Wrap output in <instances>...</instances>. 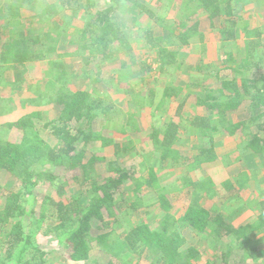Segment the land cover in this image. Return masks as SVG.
Returning a JSON list of instances; mask_svg holds the SVG:
<instances>
[{"label": "trees", "instance_id": "16d2710c", "mask_svg": "<svg viewBox=\"0 0 264 264\" xmlns=\"http://www.w3.org/2000/svg\"><path fill=\"white\" fill-rule=\"evenodd\" d=\"M155 5L107 0L91 12L94 0H0V91L12 93L0 98L33 107L0 124V264H47L41 232L73 262L264 264V166L251 180L255 157L264 165V17L254 9L264 0ZM194 44L204 58L191 56ZM210 44L221 58H205ZM66 51L83 75L98 72L91 89L49 62ZM228 137L255 169L218 183L227 150L217 141ZM210 164L215 175L197 180L193 170ZM169 175L173 193L191 194L181 217L161 182ZM186 233L198 241L185 247Z\"/></svg>", "mask_w": 264, "mask_h": 264}, {"label": "rangeland", "instance_id": "374dc122", "mask_svg": "<svg viewBox=\"0 0 264 264\" xmlns=\"http://www.w3.org/2000/svg\"><path fill=\"white\" fill-rule=\"evenodd\" d=\"M148 1H149V4L150 5L153 3L154 6L157 7L155 5V1L156 0H152V1L148 0ZM94 2L96 3V6L94 8H92V9H90L91 12H94L95 11L93 9H99L102 6V4H104V3L106 4L107 3V0H94ZM68 13L71 14L70 12H68ZM81 14H79V15H81ZM126 17L129 20V15H126ZM24 18H25V20H27L28 19V15L25 14L24 15ZM77 21H79V22H77ZM77 21L76 22L78 24H80V22L82 23V20H80V16L77 17ZM138 39L140 40L139 37H138ZM141 40H143L142 37H141ZM216 46L217 45H215V46H212V44L209 45L208 52H207V54H205V56H206L205 58L206 59H212L213 55H215L217 57H220L221 54L218 55V53L215 51ZM190 49H191V54H192L191 56L192 57H195L196 59H197L198 56H199V59L204 58L202 56V54H201V46L199 44H194L192 46V48H190ZM60 55H62V54H59L58 53V55L53 56L51 58V60H49V62L50 61H54V62L64 63L65 64V67H66V70H67L68 73L72 74L73 77L77 81L79 79L84 78L83 81L86 82V83H88V84L85 83V85H86L85 86V89H91L93 86H92V84L89 83V81L91 79H93V80L98 79L99 78L98 72H94L92 70H89L87 73H85L83 75L82 72H81V70H79V67H78L79 66V64H78L79 60L78 59L72 58L71 57V54L70 53L68 54V51H66V53H65V55H67L66 57H63V56L59 57ZM49 62H46L44 64H40V66L42 67V72H41V70H38L36 68V71H37L38 74L35 76V78L38 79V81L41 83L40 85H45L47 83V80H48L47 79L48 77H46L47 76V73H48V75L51 74V69H49L50 68ZM35 65H37V64H35ZM154 67H156V66H154ZM89 68H91V67H89ZM46 70H47V72H46ZM29 74H33V73H29ZM40 76H42V78H37V77H40ZM19 79H20V77H19ZM211 82L212 81L208 82L207 85L211 84ZM154 88H156V90H158V89L161 88V85L160 84L154 85ZM6 94H9L10 95L12 93L9 92V91L8 92H2V91H0V97L1 96H4ZM15 97H17V96H15ZM121 98L122 97H120L118 95L117 96H113V99L114 100H117V101H122ZM2 101H4L2 103V105H4V104L6 105L5 108H8L9 106H11L10 105L11 102L10 103L7 102L8 101V98H6V99L4 98V100H2ZM189 103L191 104V102H188V104H187L188 107L187 108H189L193 113L196 110L197 113L203 114V112H201V108L200 109L199 108L198 109H195V108H193V106H190ZM47 137H48V139L51 140V142H53V143L56 142V139L50 138V136H47ZM233 141H234L233 139H231L229 137L227 138V142L232 143ZM217 142H218L217 143V147H218L221 144L220 142H222V143L225 142V139L224 140H218ZM136 144L138 145V143H136ZM197 144H198V142H196L195 139H192V141L190 142V146L192 147V149H195L193 146H195ZM98 149H100L98 145H93V146L88 147V151H90V152H94V151H96ZM144 149H145V152L146 153L149 151V147H146L145 146ZM192 149H190V150H192ZM190 150L187 149V148H183L182 149V152L183 153H185V152L188 153ZM227 151H230V152L229 153L227 152V154H225V153L221 154V160L216 163L217 166L220 165L219 162L222 163L223 164V169H224V172L223 173H218L217 174V177H216V180L215 181L216 182L218 181V183L223 182L224 180H226L229 177V175L234 171V169L239 165L238 162H236L237 164L234 163L235 162L234 159H235L237 153L235 151H233V149L231 147H229V150H227ZM241 151H243V150H240L239 152H241ZM241 153H243V155H245V152L244 151L241 152ZM226 155H228V157H225ZM248 157H250V156L244 157L245 158V164L243 165V168L244 169H247V170L248 169L249 170L254 169L255 163H254V161H252V160L250 161L249 159H247ZM224 159H227V160H224ZM259 162L262 163V160H260ZM211 167L214 168L215 165H213V164L211 165L210 164V165H202L201 167H198L197 166V168L195 170H193L194 176L197 178V180H199V179H203V178L207 177L208 175L213 174L214 170ZM262 169L259 166V168L256 170V173L257 174H260V172H261ZM261 174H264V172H262ZM261 174H260V176H261ZM182 175L184 177L185 175H187V173L182 172ZM214 175H215V173L213 174V176ZM175 176L176 175H169L166 178L162 179L161 182H162L163 187L168 190V197L172 201V205H173V208H172L173 213L175 214L176 217H178V216L181 217V216L184 215V213L186 211L187 204H188L187 202H188L189 198L191 197V194L189 192H184L182 194H175L176 192L173 193V191H172L173 187L171 185H175V186L180 185V183H178V181H177L178 178H176ZM6 181H8V178L6 177V175L3 174V173H0V182H1L0 185H3V183H5ZM182 181H181V183H182ZM12 187H13V189H16L18 187V185L14 183V185ZM154 197H156L155 192L148 193L147 196H146L147 202L149 200H150V202H152V199ZM224 205H225V207H222V208L223 209H226V204H224ZM243 206L244 205L240 203V204H237L235 207H231L232 212H234V211L235 212H242L241 209L243 208ZM156 211L157 210H153L152 209V215H151V217L152 218L155 217V218L158 219V218H160V215ZM171 213H172V211H171ZM251 215H253V214L250 213L248 216L250 217ZM132 217L134 218L135 216L133 215ZM240 219H246V218L245 217H241ZM187 234L188 233L185 234V236L188 238V239L186 238L187 239L186 240L187 241V244L185 245V247H187V246L189 247L191 244L193 245V243H195V242L198 241V238L195 235H192L191 234L190 237H189V235H187ZM37 242L39 244H41L42 246H46L47 249L50 250V256L48 257V259H46L47 260V264H91L90 262H73V261H70L69 259H67V256L65 255L64 251L62 252V249H60V248L57 247L58 246V241L55 240L51 236H49V237L44 236L42 234V232H41V234H38L37 235ZM58 249H60V250H58ZM201 255H202L201 256V260L199 262H203L204 255L203 254H201ZM126 257H127V255L126 256L124 255L122 260L124 261L126 259Z\"/></svg>", "mask_w": 264, "mask_h": 264}, {"label": "crops", "instance_id": "0c3cea01", "mask_svg": "<svg viewBox=\"0 0 264 264\" xmlns=\"http://www.w3.org/2000/svg\"><path fill=\"white\" fill-rule=\"evenodd\" d=\"M255 4H257V3H255ZM256 11H258V14L260 15V16H262V17H264V9H261V8H258L257 6L254 8ZM38 70H40V69H38ZM12 74H14V73H12ZM35 74H38V73H35ZM37 78H42V76H40V77H37ZM12 79H13V77H12ZM46 85V84H45ZM45 85H41V87H45ZM16 102V101H15ZM2 103H3V101H2V98H0V124H5V123H10V122H15V121H17L26 111H28V112H30V110L31 109H33V107L31 106V105H29V104H26V105H20V106H16V104H14V105H12V104H10L11 106H9L8 108H5V104L4 105H2ZM9 109V110H8ZM1 110H2V113H1ZM54 111H56L55 109H54ZM27 112V113H28ZM57 112V111H56ZM221 144L217 147V148H219V149H221V148H224L225 150H229V147H231L232 149L234 148L233 146H234V144H233V142L230 144V142H228L229 144H230V146L229 145H227V139H225V142L224 143H222V142H220ZM229 146V147H228ZM232 151V150H231ZM234 151V150H233ZM243 151L244 152H246V150L245 149H243ZM243 151H241V152H243ZM228 153L230 152V151H227ZM241 152H237V155H236V161L234 162L235 164H237L236 162H238V166L234 169V171L229 175V177L227 178V179H231L232 177H234V176H236V175H238L239 173H241V171H246L247 169H244L243 168V165L245 164V158H243L242 160V162H239V161H237V159L239 158V157H241L242 155H243V153H241ZM253 157L254 156H252V155H250V157H248L247 159H249L250 161L252 160L253 161ZM259 157H261V160L263 161V156L261 155V156H259ZM259 157L257 156V157H255L256 159H257V162L258 163H260V167L262 168V166H264L263 165V163H261V162H259L260 160H259ZM229 160V159H228ZM235 160V159H234ZM231 162V161H230ZM254 163H255V161H254ZM247 168V167H246ZM254 169H255V167H254ZM252 170L253 169H251V170H247V171H251L252 172ZM262 171V170H261ZM224 172V169L222 170V171H220V173H223ZM256 175H259V174H252V177H251V180L252 181H255V179H256ZM226 179V180H227ZM225 181V180H224ZM253 214V213H252Z\"/></svg>", "mask_w": 264, "mask_h": 264}]
</instances>
